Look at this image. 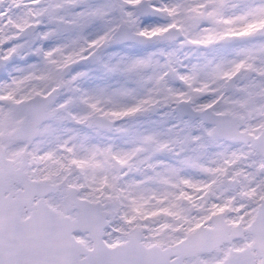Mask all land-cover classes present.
<instances>
[{
    "label": "snow or ice",
    "instance_id": "snow-or-ice-1",
    "mask_svg": "<svg viewBox=\"0 0 264 264\" xmlns=\"http://www.w3.org/2000/svg\"><path fill=\"white\" fill-rule=\"evenodd\" d=\"M0 264H264V0H0Z\"/></svg>",
    "mask_w": 264,
    "mask_h": 264
}]
</instances>
